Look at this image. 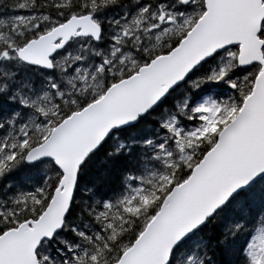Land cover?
Instances as JSON below:
<instances>
[{
  "label": "snow or ice",
  "instance_id": "6c2138e0",
  "mask_svg": "<svg viewBox=\"0 0 264 264\" xmlns=\"http://www.w3.org/2000/svg\"><path fill=\"white\" fill-rule=\"evenodd\" d=\"M0 264H264V0H0Z\"/></svg>",
  "mask_w": 264,
  "mask_h": 264
}]
</instances>
